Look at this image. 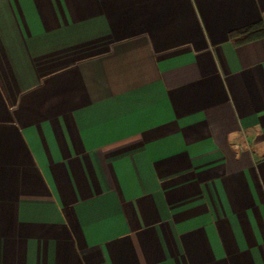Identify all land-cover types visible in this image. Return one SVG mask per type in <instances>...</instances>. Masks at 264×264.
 Instances as JSON below:
<instances>
[{"label": "crops", "instance_id": "1", "mask_svg": "<svg viewBox=\"0 0 264 264\" xmlns=\"http://www.w3.org/2000/svg\"><path fill=\"white\" fill-rule=\"evenodd\" d=\"M0 264H264V0H0Z\"/></svg>", "mask_w": 264, "mask_h": 264}]
</instances>
